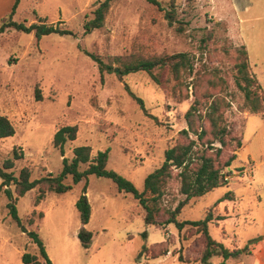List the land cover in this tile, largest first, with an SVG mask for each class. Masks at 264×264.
<instances>
[{
  "label": "rangeland",
  "instance_id": "obj_1",
  "mask_svg": "<svg viewBox=\"0 0 264 264\" xmlns=\"http://www.w3.org/2000/svg\"><path fill=\"white\" fill-rule=\"evenodd\" d=\"M102 1L21 0L15 21L46 22L74 35L52 34L38 42L35 34L10 30L1 38L0 115L9 114L16 134L0 143V163L13 157L14 149H22L24 158L13 170L16 176L25 166L32 170V180L47 172L58 175L63 157L54 147V136L60 128L76 125L77 140L66 145V157L71 160L74 148L82 145L90 146L94 156L110 149L108 168L143 191L146 177L163 164L166 150L189 142L181 132L189 130L186 114L190 108H199L195 128L203 125L209 133L204 115L218 101L231 138L242 140L243 147L236 150L238 159L228 169L230 186L190 201L179 220L199 221L211 211L215 219L209 226L212 237L229 250L249 249L238 258L224 262L214 257L208 264H264V113L254 115L244 108L243 95L234 82L235 51L245 45L251 71L264 94V0H157L165 10L148 0H114L104 27L86 34L84 24L94 18ZM14 2L0 0V21L11 13ZM167 11H175L183 21V32L178 33L176 23L170 24ZM133 52L147 57L186 53L195 72L183 74L175 98L165 84H155L145 72L124 79L106 73L102 79L99 65L88 56L94 54L113 64L115 57ZM162 79L167 81V72ZM127 86L145 101L148 115ZM36 88L41 101L35 98ZM189 137L197 140L192 131ZM209 139L207 135L204 142ZM231 143L224 149L222 164L233 155L236 142ZM178 172L175 169L174 175ZM65 183L72 190L47 194L35 215L39 188L17 205L25 226L41 236L54 264H202L206 242L196 228L187 226L179 232L174 225H146L144 212L132 195L94 175L89 177L87 193L93 208L87 228L94 237L91 248L85 249L78 238L82 224L76 203L86 182L73 185L70 177ZM180 189L177 178L168 185L161 223L167 219L166 211L184 199ZM229 191L235 200L219 203ZM7 202L1 193L0 235L3 231L10 236L22 254L38 253L12 220ZM31 217L36 223L29 227ZM144 246L148 248L143 251ZM15 253L0 245V264H23L21 255Z\"/></svg>",
  "mask_w": 264,
  "mask_h": 264
},
{
  "label": "trees",
  "instance_id": "obj_2",
  "mask_svg": "<svg viewBox=\"0 0 264 264\" xmlns=\"http://www.w3.org/2000/svg\"><path fill=\"white\" fill-rule=\"evenodd\" d=\"M114 0H104L94 11V18L86 21L84 30L86 34H90L95 30L104 27L106 16L109 13ZM161 10H165L162 4L157 0H148ZM21 0H15L11 13L0 21V41L1 38L10 30L17 31L23 34H35L36 40L39 42L43 37L52 34L61 36L74 35L69 29H62L54 24L46 22L27 24L26 21L18 22L14 20L17 8ZM166 18L171 25L177 24L178 33L185 30L183 21H179L175 11H167ZM237 55V63L234 67L236 76L234 82L236 88L242 93L244 99V108H247L251 114L258 115L264 113V94L262 86L258 78L251 71L249 54L245 45L237 47L235 51ZM88 56L99 65V70L102 79L106 73L116 74L120 79L125 76L145 72L153 82L159 86L166 85L172 97L178 94V82L181 83L183 74L193 75L195 72V64L189 54L179 53L175 55H162L147 57L141 53H131L129 56H118L113 59V64L105 63L101 58L94 54L88 53ZM168 73L167 81H164L163 73ZM202 74V73H198ZM198 80L194 78L193 81ZM174 82V84H172ZM129 95L138 103L140 109L149 114L146 108L145 101L138 97L127 86ZM35 98L37 101L42 100V95L39 88L35 90ZM197 103V102H196ZM151 116V115H150ZM199 116V108L193 105L186 114V119L189 124V130H182L189 142L187 144H179L169 148L165 152V160L163 164L154 172L149 174L144 183V190L140 191L134 183L129 181L123 175L108 168L110 159V149L99 151L95 156L92 148L87 145H82L74 148V157L70 160L66 157V145L77 140L78 126H64L60 128L53 140L54 147L58 149L63 157L62 170L58 175L47 172L45 176L39 179L32 180V170L25 166L20 171L18 176L14 173L16 162L24 158L23 150L14 149L13 157L6 159L0 163V178L2 185L0 186V194L4 193L8 199L7 209L12 220L17 224L18 228L32 240L36 246L38 253L25 252L22 255L23 264H54L50 259L44 240L33 230L25 226L24 221L19 215L18 202L32 190L39 188V193L36 197L35 205L38 206L47 197V194H65L72 190L73 186L66 184L65 181L72 177L73 185H78L85 181L82 194L79 197L76 207L79 211L82 227L79 230L78 238L81 245L85 249L91 248L93 244L94 234L87 228L89 225L93 208L87 196L88 183L90 176L106 178L117 186L121 193L130 194L138 201L144 212L143 220L148 226L174 225L179 232H182L187 226L196 228L203 234L205 239V249L202 253V264L208 262L214 257H221L224 262L231 258H238L241 255L248 253L246 249L229 250L221 242L215 240L209 226L215 221L211 211L206 217L199 221H181L179 216L190 201L205 197L222 187H229L228 169L238 159L236 150L243 147L242 140L231 138L232 132L229 130V125L226 124L224 113L221 110V104L218 101H213L208 106L205 119L210 124V132L200 126L195 128V119ZM204 119L203 117H200ZM192 131L197 136V140L190 139L189 133ZM16 128L8 116L0 115V142L15 136ZM210 135L212 139L207 142L205 138ZM231 139H230V138ZM228 139H230L228 141ZM231 142H236L233 150V155L222 164L220 159L224 149L232 145ZM219 143L220 147H215L214 144ZM212 152L211 155L208 152ZM180 170L174 175V170ZM177 178L181 182L180 193L184 196L182 201H179L175 209H169L165 215L166 221L161 223L160 217L163 212L162 206L167 194L168 185L172 180ZM14 187V190H13ZM235 194L229 191L224 195L219 203L225 201H234ZM36 211L33 212V215ZM43 219L44 213L39 214ZM218 220H225V217H218ZM35 224V220L31 217L29 227ZM147 237V233H144ZM255 244L257 241H253ZM148 247L144 246L143 251ZM41 259L43 261H41ZM182 260V257H180Z\"/></svg>",
  "mask_w": 264,
  "mask_h": 264
},
{
  "label": "crops",
  "instance_id": "obj_3",
  "mask_svg": "<svg viewBox=\"0 0 264 264\" xmlns=\"http://www.w3.org/2000/svg\"><path fill=\"white\" fill-rule=\"evenodd\" d=\"M2 40V39H1ZM1 43V41H0ZM8 114V113H7ZM9 117V114L7 115ZM10 118V117H9ZM11 119V118H10ZM4 142V141H2ZM1 143V142H0ZM2 185V180L0 178V186ZM46 199V198H45ZM44 201V200H43ZM43 201L41 202V204L43 203ZM40 204V205H41ZM40 205L38 206H34L35 207V210L34 211H37L36 208L39 207ZM42 212V211H41ZM44 218V217H43ZM36 223V222H35ZM3 225V224H2ZM23 235H27L25 233L22 232ZM11 237L10 236H6L4 234V232L2 231L1 232V235H0V245H2V248H7L9 247L11 250H15V254H17L19 256V254L21 255V258H22V251H21V248L17 245H15L14 243H12V241L10 240Z\"/></svg>",
  "mask_w": 264,
  "mask_h": 264
}]
</instances>
